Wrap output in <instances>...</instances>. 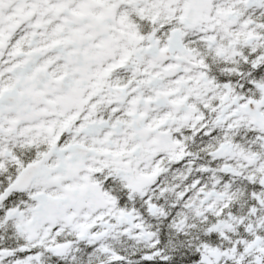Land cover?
<instances>
[{
	"label": "snow or ice",
	"instance_id": "6c2138e0",
	"mask_svg": "<svg viewBox=\"0 0 264 264\" xmlns=\"http://www.w3.org/2000/svg\"><path fill=\"white\" fill-rule=\"evenodd\" d=\"M0 264H264V0H0Z\"/></svg>",
	"mask_w": 264,
	"mask_h": 264
}]
</instances>
